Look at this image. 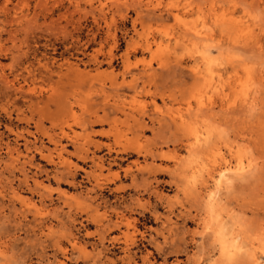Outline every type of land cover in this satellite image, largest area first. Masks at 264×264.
<instances>
[{
  "label": "rangeland",
  "instance_id": "obj_1",
  "mask_svg": "<svg viewBox=\"0 0 264 264\" xmlns=\"http://www.w3.org/2000/svg\"><path fill=\"white\" fill-rule=\"evenodd\" d=\"M205 2L206 0H7V2L0 0L1 5L4 3L3 6L0 5V8H7V11L0 10V31L2 44L8 50H5L6 53L5 51L0 52V66H3L4 71L8 73L7 66L10 64V59L18 50L11 47V42L3 41L4 38H7L8 32L11 31L20 38L24 36V33L25 36L28 35L25 45L21 44L19 48L21 49L20 53L23 49V51L29 50L28 60H32V51L37 49V56L46 54L47 56L58 57V54L63 53L64 57L74 61L73 58H70V54L77 56L74 53L83 48L88 39H91L93 35L95 36L94 44L87 51L96 48L98 41L109 33V35L112 34L111 37L116 39L114 48L116 55L124 51L128 42L138 45V43L142 44L145 39H149L153 43L152 56L145 54V57L147 60L152 58V67L156 68L157 60L162 54L174 51L178 56L184 55L186 63L184 65L188 67L190 66V61L187 58L188 51L182 43L185 38H181L180 34L182 35L184 31L185 21L191 22L198 18L200 13L197 9L200 6V9L204 11ZM218 6L226 8L228 13L226 19L229 17L232 19L230 20L232 21L231 36L228 35L230 32L228 33L225 28L226 24L220 25L219 23L213 26L206 13L207 9H205L203 12L206 22L205 29L209 30L212 37L208 36L209 40H202L199 47L195 48L196 50L206 48V45L203 47L206 41L208 47L204 50L208 57L213 60L211 66L222 72L226 68H232L234 86L231 98L234 101V116L226 121L227 118L224 114L218 115L217 113L214 119L209 122V125L215 126L216 130L213 145L215 148L213 147L211 151L190 153L188 146H180L176 141V139H182L184 143L186 142V137L183 134L181 135L182 138L178 136L183 133L182 130L180 132L173 124L170 127L167 123L166 127L168 128H164L163 134L173 142L161 144L158 146L159 151L170 152L177 159H169L168 161L154 159L152 161L154 165H161L163 170L167 172L159 171L156 175L157 182L151 176L148 178V180L151 178V181L149 180L151 183L150 196L143 192L134 193L135 187L132 189L133 186L130 185L131 182L128 178H122L115 185L108 183V188L104 186L102 191L90 192L88 189L91 187V180L85 178L83 172L78 171L74 179L67 178L68 181L64 180L63 183L69 186H59L56 179L51 176L55 171L53 164L46 163L39 155H36L37 157L32 164L21 165L26 156L33 154V146H28L30 150L26 151L25 147L21 146L22 140L18 141V146H14L13 136L5 133L3 142L9 141L11 145L9 148H11L13 155L16 156V153H19V157L13 162L16 172L14 176L10 175L8 169L3 170L5 164L10 161L6 156L5 146H0V264L127 263L122 250L119 249L125 240L121 233L125 230L124 227L113 228V230L111 228L105 234V239L100 242L99 232L96 231L99 230L97 225L91 222H82L84 227H81L78 224L84 218L83 214H78L77 221L72 223L70 230L71 235L77 239L78 246L84 248V252L74 251L72 253L69 251L68 256H62L58 253L56 257H53L52 249L46 247L42 256H37L36 253L40 250V242L37 239L38 230L31 228L34 211L33 209L27 210L26 207L20 209V204L17 201L14 204V209H12L9 203L10 188L16 189L22 198L31 200L32 204L34 203L36 207L40 208V211L45 215L47 227L52 226L56 231L60 227L51 220L55 211L60 212L62 210L65 212L68 208V206L63 205L62 200L58 199L57 192L59 189L66 192V197L86 198L85 196H89V194V197L96 196V201L94 200L92 204L99 203V213L106 210L111 215L112 220H115V217L123 212L126 217L136 222L138 232L135 238V246L138 245L140 250L136 253L134 261L138 264H142L141 256L147 257L149 264H264V0H220ZM153 9L155 13V16L151 15L153 18L145 14L146 10ZM139 10L144 12L138 20L140 23L138 22L139 24L137 23L136 26L138 34H134L132 21L136 18L135 14ZM169 10L175 14L180 13L178 14L179 19L174 20L171 15L166 16L164 12ZM20 11L26 17L18 23L17 18L19 16L17 17V15ZM159 11H162L160 18ZM111 39L109 38L107 48L113 45ZM215 43H218V47L214 48L212 45ZM52 48L56 50L53 52ZM141 58L139 54L133 61H138ZM91 65L80 66V70L94 74L96 67ZM116 68L119 69V67ZM98 72L102 74L95 81L96 87L98 84L107 87L112 76L109 74V68L102 65L98 68ZM8 78L11 79L12 76L9 74ZM129 79L127 76L126 80ZM185 80L186 99L179 103L167 102V106H163L158 100L157 104L161 106L162 113L159 112V116L167 114L170 117L180 113L184 114L188 108L187 103H191L192 109L195 108L196 101L189 96L188 90L192 86V81L189 78ZM45 87L47 90L49 89L48 86ZM119 92L126 96V107L129 109H139L147 101V98L137 97L132 102L130 92L127 91L126 94L124 89H120ZM19 104H22L21 101ZM216 109L218 110L217 107ZM127 124L121 123L118 126L119 131L116 139L119 143H125L131 138ZM13 126H16V129L34 132L32 124L13 121ZM45 126L47 127L48 123H45ZM195 127H197L194 131L196 135L201 139L204 138L209 129L208 126L198 124ZM169 128L171 129L169 130ZM94 129L98 130L100 127H94ZM2 130L3 127L0 128V131ZM76 130L79 131V129ZM144 135L148 139L152 137L149 131ZM23 136L32 141V135H26L24 132ZM189 138L191 141L193 140V136L190 135ZM95 139L105 141L99 137ZM44 145L46 148L51 147L47 143ZM65 150L68 153L73 152L72 146H65ZM236 150L239 151L238 156H231L233 153L236 155ZM63 155L69 156L66 152ZM222 156L225 157V162H229L232 172L240 163L245 165L248 162H253L254 165L250 172L242 176L232 175V179L225 180L217 190L214 178H209L207 172L217 174V164L221 163ZM95 157H102L105 166L110 162L104 147L100 153L99 151L95 153ZM134 157L132 159L136 158ZM54 159L56 158L54 157ZM70 159L76 162L74 157ZM216 159L218 162L214 163ZM138 161L144 164L145 162L150 163L151 159H146L144 162L142 158H139ZM120 164L125 166L126 162ZM78 165L82 164L78 163ZM88 165L82 166L88 170ZM20 167H23L25 173L28 174L30 184L31 178L43 182V185L52 193V202L46 200L44 205H41L39 194L36 191L30 193L26 190L25 185H17V178H21L17 171ZM38 167H40L39 170ZM116 169L117 167L114 166L112 171ZM82 175L83 177H81ZM116 185L126 186L121 194L123 195L121 199L118 198L121 192L114 191ZM2 186L5 188H1ZM152 190H155L156 193ZM209 193H214L213 196H215L212 205L208 204ZM136 198L140 199L139 206L134 205ZM74 202V200H70L73 208H75ZM102 205L104 206L101 207ZM114 207L117 209L112 213ZM23 209L27 219L19 222L22 216L20 212ZM219 229H222L227 240L228 252L225 254L220 253L219 241L214 237V233ZM32 230H34V234ZM27 234L31 239L29 243L25 239ZM159 247L161 251H159ZM132 250L137 251L134 247H131Z\"/></svg>",
  "mask_w": 264,
  "mask_h": 264
},
{
  "label": "bare ground",
  "instance_id": "obj_2",
  "mask_svg": "<svg viewBox=\"0 0 264 264\" xmlns=\"http://www.w3.org/2000/svg\"><path fill=\"white\" fill-rule=\"evenodd\" d=\"M219 2L220 0H206V8H203L207 9L206 13L213 26L219 23L220 25L226 24L225 28L228 33L230 32V34H226L231 36L232 21L230 20L232 19L231 17H229V19L225 18L228 13L226 8L218 6ZM2 4L4 5V3ZM200 7L197 10L201 16L199 14L200 17L198 16V18L191 22L185 21L186 23L184 22L183 25L184 31L182 35L180 34L181 38H185L182 43L188 51L187 58L190 61V66L188 67L184 65L186 64L184 55L178 56L175 53L176 51L162 54L157 60L156 68L152 67V58L147 60L145 57V54H150L152 56L153 43L152 40L149 39H145L142 44L138 43V45H133L132 43L131 45L128 42L126 43L124 51L116 55V53H114L116 39L115 37H111L112 34L109 35V33H107L102 40L98 41L96 48H91L87 51V49L94 44L95 36H91L92 38L85 42L83 48L76 50L74 54L77 56L70 54V58H73L74 61H70L68 57H64L63 53L58 54V57L52 55L47 56L46 54L37 56V49L32 51V60H28L29 50L23 51V49V52L21 51L20 53L21 49H19L21 44L25 45L27 42L26 39L28 35L26 34L27 36H25L24 33V36L20 38L9 31L7 38H4L3 41L11 42V47L17 48L18 50H16V54H13L10 59V64L7 66L9 70L8 73L4 71L5 69L3 66H0V128L3 127V130L0 131V146H5V153H7L6 156L10 161L5 164L3 170L8 169V173L14 176L16 171L13 162L19 157V153H16V156L13 155L11 148H9V146H11L9 141L3 142V135L7 133V135L13 136L12 141L14 142V146H18V141L21 140L23 141L21 146H24L26 151L30 150L28 146H33V154L31 153L32 155L26 156L21 165L25 163L32 164L33 160L37 157L36 155H39L46 163L53 164L55 171L51 176L56 179L57 185L59 186H69L63 183L64 180H67V178L74 179L78 171H80L83 172L85 178L87 177L88 180H91V187L88 189L90 192H94V190L102 191L104 186L108 188V183L110 185H115L117 184L116 182L120 181L122 178H128L129 182H131L130 185L133 186L132 189L135 187L134 191H136L134 193L139 194L143 192L148 193V196H150L151 178L149 179L150 181L148 178L151 176L156 181V175L159 171L162 172L164 169L161 165H154L152 161L154 159L163 161L177 159V157L170 154V152L159 151L158 146L161 144L173 142L172 140H168L170 138L165 137L163 134L164 128H168L166 127L167 123H169L168 126L170 125V127L171 124H173L180 132L182 130L183 133H180L178 136L183 134L186 137V142L184 143L182 139H176V141L180 146H188V151L190 153L194 151L197 153L206 150L211 151L214 147L216 130L215 126L209 125V122L214 119L217 113L218 115L224 114L227 119H232V116H234V101L231 98L234 81L232 68H226L222 72L211 66L213 60L208 57L204 50L208 47L206 41L203 46L205 47L206 45V48L197 49L198 51L195 49L199 47L202 40H209L208 38L212 37L209 30L205 29L206 22L203 16L205 9L202 11ZM1 9L2 8H0V10ZM6 9L7 8L2 10ZM20 12L19 15H17V17L19 16L17 18L18 23L21 22V19H25L26 17L25 14ZM143 12L142 10L137 11L135 14L136 18L132 21V31L134 34H138L136 26ZM161 13L162 11H159V18L162 17ZM145 14L155 16L154 9L149 11L146 10ZM164 14H166V16L171 15L174 20H178V14L180 13L175 14L169 10L164 12ZM12 19L10 20L13 21ZM24 26L26 27L25 24ZM17 30L16 28V31ZM250 33L249 35H251ZM109 38H112L111 41L113 45L107 48L106 46ZM130 42L132 41L130 40ZM18 43H20V45L17 46ZM212 46L214 48L218 47V43ZM5 50L8 51L7 47L5 48L2 44V33L0 31V52ZM54 50L56 49L54 48L53 52ZM139 54L142 58L139 60L137 59L138 61H133ZM88 64H92L91 66L96 67V73L89 74L88 72L80 70V66L85 67ZM102 65H106L109 68V74L112 76L110 77L109 85H106L107 87L103 84H98L96 87L95 81H97V78L102 74V71L98 72V68ZM116 67H119V69ZM9 74L12 76L11 79L8 78ZM127 76L130 78L129 80H126ZM186 78L192 81V86L190 85L191 88L188 90L189 96L196 101L195 108L192 109L191 103H187L188 100H186L188 104L186 113H180L177 116L170 117L165 114L168 118L163 116L164 114L159 116L158 113H161V106L157 104L158 100L163 106H167V102L179 103L186 99ZM118 79H121V81H118ZM45 86H48L49 89L47 90ZM120 89L126 90V94L127 91L131 93L132 102H134L137 97L147 98V101L139 109H129L126 107V96L119 92ZM186 94L188 95V93ZM19 101H21V105ZM227 119L225 120L229 121V119ZM13 121L32 124L34 132L30 133L24 131V129H16V126H13ZM45 123H48L47 127ZM121 123H128V129L131 133V138L125 143H119L116 139L118 135L117 132L119 131L118 126ZM198 124H204L209 128L205 137L203 138L201 136L202 139L194 132L195 128H197L195 126ZM94 127H100V129L97 130L94 129ZM176 128L174 129L176 130ZM76 129H79V131ZM170 129L171 128H169V130ZM148 131L152 136L149 139L144 135ZM24 132L26 135H32V141L27 140L26 137L23 136ZM190 135L193 136L192 141L189 138ZM96 137L105 139V141H98L95 139ZM44 140L45 143L51 146L49 148L52 149L46 148ZM65 146H72L73 152L68 153V151L65 150ZM103 147L106 149L107 158H109L108 160L110 161L106 164L107 166H105L102 157H95V153L98 151L100 153ZM91 149L93 150L91 151ZM44 151L46 152L44 153ZM64 152L69 156H64ZM238 153L239 151L236 150V155L233 153L231 156H238ZM133 156L136 158L134 157L135 159H132ZM54 157L56 159H54ZM73 157L76 162L70 159ZM139 158H142L144 162L146 159H151V162H143L144 164H141L140 161H138ZM220 160L221 163L217 164V174H214V172H207L209 178H214L217 190L222 186L224 181L230 179L232 175L242 176L250 172L254 165L252 164L253 162H248L245 165L238 163L239 165L235 171L232 172L229 162H225V157L222 156ZM121 162H126V165L122 166L120 164ZM216 162H218L217 159L214 160V163ZM78 163L82 165H88V163H90V165H88L89 169H84V167L78 165ZM114 166L117 167V169L112 171ZM39 168L40 167L37 169L39 170ZM17 171L21 175V178H17L18 186L25 185L27 188L26 190L30 193L36 191L37 194H39L41 205H44L46 200L52 202V193L43 185V182L41 183L31 178L30 184L28 182V174L25 173L23 167H20ZM83 175L81 177H83ZM138 179L139 182H137ZM68 184H70V182H68ZM122 185H116V187H114L115 192H121L118 197L119 199L123 198L121 194L126 188V186ZM1 188H5V186ZM10 189V201H8L12 209H14V204L17 201L20 204V209L26 207L27 210L33 209L34 211L31 219V228L38 230L37 239L40 242V250L36 253L37 256H42L46 247L52 249L53 257H56L58 253L65 256L69 251L72 253L74 251L84 252V248L78 246V241L71 235L70 230L73 225L72 223L77 221L76 217L78 214H83L84 218L82 221H79L78 224H80L81 227H84L82 222H91L97 225L99 230L96 231L97 233L99 232V235L95 233L98 235L100 242L105 239V234L111 228L113 230V228H121L123 226L125 232L120 231L125 240L123 246H120L119 249L122 250L123 257L127 260L126 264H138L134 261L136 253L140 250L138 245L135 246V238L138 232L136 229V222L126 217L123 212L116 216L115 220L111 219V215L106 210H104L103 213H99L98 208L100 204H92L94 200L96 201V196L89 197V194V196H85L86 198L66 197V192L59 189L57 192L58 199L62 200L63 205L65 207L68 206V208L65 212H62V210L60 212L55 211L51 220L55 221L56 226L60 227L59 230L56 231L52 226L47 227L45 215L40 211V208L36 207L34 203L32 204L31 200H25L24 197L22 198L16 189ZM110 189H113V187H110ZM153 192H155V190ZM213 195L214 193L208 194L209 205L214 204L213 201H215V196ZM99 197L101 198L100 195ZM70 200L75 201L73 203L75 204V208L72 207ZM135 202L134 205H140V199L136 198ZM103 206L104 205L101 207ZM116 209V207H114L113 210L111 209L112 213L116 211ZM20 213L22 216L19 222H22L26 220L27 217L24 209L21 210ZM32 233L34 234V230H32ZM214 237L219 241L220 253H227V240L222 229L216 231ZM25 239L27 243L31 242L29 234H27ZM131 247H134L137 251L134 250V252L132 250V252ZM159 251H161L160 247ZM141 258L142 264H149L147 263V257L141 256ZM124 259L120 260L124 262ZM59 264L64 263L60 262Z\"/></svg>",
  "mask_w": 264,
  "mask_h": 264
}]
</instances>
